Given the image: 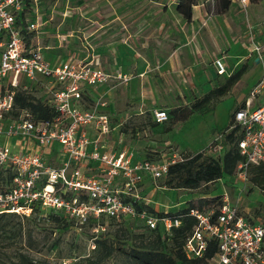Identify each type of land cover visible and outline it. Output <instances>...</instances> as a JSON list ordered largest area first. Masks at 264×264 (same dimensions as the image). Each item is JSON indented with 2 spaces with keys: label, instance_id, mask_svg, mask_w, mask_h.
<instances>
[{
  "label": "built area",
  "instance_id": "built-area-1",
  "mask_svg": "<svg viewBox=\"0 0 264 264\" xmlns=\"http://www.w3.org/2000/svg\"><path fill=\"white\" fill-rule=\"evenodd\" d=\"M252 1L231 0L244 9ZM27 8L26 0H0V214L31 217L40 210L46 218L48 211H54L81 226L96 222V232L104 230V219H110L137 222L148 229L161 227L169 235L188 215L197 219L183 246L188 259L206 264H264V224L240 214L226 194L217 212L193 208L189 214L172 216L137 206L146 203L141 195L146 179L165 178L170 166L183 161L185 154L171 149L156 161L138 159L128 149H109L105 140L112 127L106 93L89 106L86 90L111 82L127 85L130 75L118 69L108 72L92 60L50 61L34 42L35 36L27 40L39 29L38 22L28 20ZM252 53L264 62V42L254 41ZM214 64L219 75L226 74L221 58ZM40 83L51 94L47 102L57 116L36 121L28 110L13 115L17 91ZM257 94L264 98V67L253 91ZM153 118L163 123L169 116L155 109ZM235 128L241 134L240 138L236 134L235 143L243 156L236 175L245 181L252 166H264V101L255 109L248 105L236 109L233 125L216 136L207 153L222 156L226 136ZM55 145L64 155L59 166L43 156V150ZM212 243L216 251L208 258Z\"/></svg>",
  "mask_w": 264,
  "mask_h": 264
},
{
  "label": "rangeland",
  "instance_id": "rangeland-1",
  "mask_svg": "<svg viewBox=\"0 0 264 264\" xmlns=\"http://www.w3.org/2000/svg\"><path fill=\"white\" fill-rule=\"evenodd\" d=\"M128 1L130 0H26L29 13L36 17L39 23L36 33L38 41L41 45L49 47V50H46L49 51L48 55L57 61L71 60L92 51V46L96 47L98 41L97 35L95 33L92 35V32L100 24H121L118 28L121 30L119 32H122L123 24L146 22L144 2L147 0L132 2V8L126 9L131 2ZM162 1L172 4L174 0ZM216 3L217 0L200 2L206 19L210 17L214 19L218 14L215 13ZM111 13L113 15H110ZM221 17L223 27L220 34L217 40H211L214 47L216 42L220 48L216 55L227 60V68L231 74L246 63L254 66L249 50L254 45L253 41L264 42V0L252 1L246 9L231 2L229 10ZM203 24L206 22L203 21ZM195 34L194 40L197 37ZM128 37L124 38L125 43L130 42L131 37ZM208 41L210 42V39L207 37L202 45L209 43ZM131 45L138 53V42ZM194 46L201 47L200 39ZM216 58L217 56L213 57L210 62L212 67ZM229 60H232V63H229ZM109 63L117 62L110 59ZM129 74L131 79L139 77L138 73ZM257 74L254 72L253 76ZM227 78L228 76L220 78L217 75L216 86L222 85ZM128 85L116 83L111 98L105 96V99L112 103L114 110L110 115L112 131L105 143L109 149H128L134 154L144 153L150 160H160V154L154 150L169 154V144L166 143L168 141L162 136L168 127L176 129L174 137L178 142L188 143L194 150L201 147L203 149L208 146L213 136L212 131L223 132L228 126L229 119L232 120L235 109L239 107H234L231 94L220 99L208 113L196 115L184 124L175 121L173 112L188 107L190 101L196 99L194 96L186 98L185 95L187 103L181 98L178 103L163 105V110L167 111L169 118L159 124L153 118L152 106L146 102L151 100L150 94H135ZM148 87L142 85L141 89L144 91V88ZM30 91L39 99L48 101L51 98L43 83L34 85ZM89 98L86 100L91 105L93 100ZM182 126L180 131L179 128ZM207 149L208 147L203 151L206 152ZM164 182V178L152 180L148 177L145 188L141 191V195L146 199V206L152 213L167 212L172 215L171 213L175 214L187 208L189 202L197 198H215L226 194L230 202L237 206L240 214L251 222L264 224V192L255 187L249 179L243 181L237 175H225L202 191L164 188ZM218 203L219 201L206 204L204 210L210 212L219 209V206H216ZM103 221L100 223L104 230L99 228L96 232L94 223L81 226L74 222L64 225L45 217L27 219L5 215L0 218V264H10L18 260L21 254H27L48 264H96L95 260L103 252L97 247V240L116 248L113 255L103 264H138L124 251L140 247L142 242L140 234L147 236L145 240L154 238V235L139 223L116 222L110 219Z\"/></svg>",
  "mask_w": 264,
  "mask_h": 264
},
{
  "label": "crops",
  "instance_id": "crops-1",
  "mask_svg": "<svg viewBox=\"0 0 264 264\" xmlns=\"http://www.w3.org/2000/svg\"><path fill=\"white\" fill-rule=\"evenodd\" d=\"M130 1H128L130 4L126 9H128V7L132 8L131 3L138 0ZM164 2L165 1L162 0H147L144 2L147 21L140 24H123L122 32H119L121 30L118 28L121 24H100L97 26V29L92 32V35L95 33L99 38H97L96 47L92 46V51L83 53L80 56L78 55L77 58L65 61L92 60L96 65L108 72H113L118 69L126 74L138 73L139 77L131 79L128 84L132 88L131 91L135 94H150L149 99L151 100L145 101L150 107L152 106L153 110H163V105L167 106L174 104V102L178 103L182 99L184 103H187V96L188 98L194 96L196 99L203 97L212 89L220 86H216V83H218L216 80L217 75L220 78L232 75L228 71V64H226L227 60L225 61L224 57L216 55V52L218 53L220 49L218 44L214 42L216 45L214 47L211 43V40H217L216 38L220 34L221 27H223V19L221 17L223 13L216 14L214 19L211 17V19H206L207 16L203 13L201 5L199 4L194 7L192 20L187 21L177 11L178 0H174L172 4ZM26 12L30 22H38L36 17L31 16L28 8ZM110 15H113V13ZM203 21L204 23L206 22V24H203ZM36 33L37 32H35L34 35V42L43 48L46 57L55 63L63 62V60L57 61L50 58L48 55L49 51H46L49 50V47L40 44ZM195 33L197 37L194 40ZM128 36L131 37V43L128 41L125 43L123 41L124 38ZM207 37L210 39V42L208 41L209 43L202 45L203 41L206 42ZM198 39H200L201 47L194 46V43L198 41ZM191 41H193V43ZM137 42L139 48L138 53H136V50L131 45ZM249 51L254 66L246 63L249 69L225 97L231 94L233 95L234 107H247L248 105L251 109H255L264 101L262 94L253 95V91L262 76L264 62L260 60L256 54L252 53V47ZM128 55H130V57H128ZM215 56H217L216 59L221 58L224 61L227 69L226 74L219 75L215 64L213 67L210 65V62ZM110 59L115 60L117 63H109ZM229 63H232V60H229ZM254 72L258 74L253 76ZM115 84L116 82H111L109 85L98 88L88 87L86 93L93 102L103 92L106 93L109 99L111 98V92ZM142 85L146 86V88L148 86L150 87H148V89L144 88L143 91L141 89ZM196 99H194V101ZM194 101H190L188 106ZM111 104L112 103L108 100L107 112L110 115H112L114 111ZM196 115H200V113H194L184 124L189 122ZM230 122L231 120L229 119L228 126ZM182 128L183 126L179 128V130L181 131ZM214 128L215 127H213V129ZM176 132V129H172L170 131L166 130L162 134L163 139L168 141L166 143L169 144V153L171 149L179 152H183L184 150V154L188 152L194 154L202 152L213 143L217 135L222 133L212 131L213 136L208 146L203 149L201 147L200 149L194 150L190 144L182 141L178 142L174 137L176 136ZM0 141H3V138L0 137ZM32 146L36 148L34 143ZM59 151L60 148L55 145L52 150H43V156L54 166H59L64 158V155L59 153ZM154 151L155 153L162 154V152H157V150ZM135 156L138 159L147 158L144 153H135ZM145 182L141 187V191L145 188Z\"/></svg>",
  "mask_w": 264,
  "mask_h": 264
},
{
  "label": "trees",
  "instance_id": "trees-1",
  "mask_svg": "<svg viewBox=\"0 0 264 264\" xmlns=\"http://www.w3.org/2000/svg\"><path fill=\"white\" fill-rule=\"evenodd\" d=\"M202 1L208 0H178L177 11L187 20L191 21L193 18L194 7L199 5ZM257 0H253L255 2ZM231 0H217L215 6V13L222 14L229 10ZM24 19V18H23ZM24 22V20H23ZM35 35V32L28 35L27 40L30 42L31 38ZM249 69L248 65H243L239 70L230 75L224 84L212 89L210 92L205 94L201 98H197L190 106L185 108H179L174 110L173 116L175 121L186 122L194 113L206 114L211 111L215 104L220 99L230 93L232 88L240 81L243 75ZM89 97H87L88 99ZM91 99V98H89ZM16 104L17 110L13 115L18 116L21 110H28L36 121L52 120L57 116V111L53 106L49 105L47 101L37 98L32 94L30 90H19L16 93ZM90 106V104H89ZM234 116V114H233ZM158 123V122H157ZM160 124V123H159ZM233 125V117L229 126L222 132L225 133ZM172 127H168L166 130H172ZM238 129H233L227 134L225 142L227 144L226 152L221 156L208 154L207 151L199 153H185L184 160L174 163L170 166L167 176L164 178V187L171 189H181L188 191H202L209 187V185L218 182L223 176H236L238 166L243 161L237 144L235 143L236 138H240L241 134L238 133ZM250 182L262 192H264V166L254 165L249 172ZM222 197L218 196L215 198H197L189 202V205L184 210L175 214L171 213L172 216L189 214L193 208H198L205 211V205L212 203H219L217 207L222 203ZM221 201V202H220ZM138 207L144 206L147 208L146 203L138 204ZM148 209V208H147ZM149 210V209H148ZM218 209H216V212ZM40 210L34 212L31 217L19 216L17 214L2 213L0 218L5 215H16L21 218H40ZM163 215V214H159ZM52 219L54 222L59 224H72L74 222L69 221L66 217L61 214L55 213L54 211H48L47 217ZM129 222V221H127ZM96 226L97 223L91 221L89 224ZM137 223V222H133ZM197 224V219L192 216L185 215L182 218V223L178 228H175L171 235L164 232L159 227L157 229H148L154 238L145 240L146 235L140 234L142 242L139 248L132 249L130 251H124L138 264H206L205 260H190L184 253L183 246L192 233L194 226ZM97 247L102 249L101 256L95 260L96 264H103L113 253L116 251L113 245H107L104 241L97 240ZM168 247V249H167ZM216 251V244L212 243L210 250L207 253V257H211ZM10 264H48L45 261H38L27 254H21L20 258Z\"/></svg>",
  "mask_w": 264,
  "mask_h": 264
}]
</instances>
